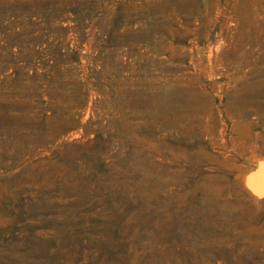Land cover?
<instances>
[{
  "label": "rangeland",
  "instance_id": "rangeland-1",
  "mask_svg": "<svg viewBox=\"0 0 264 264\" xmlns=\"http://www.w3.org/2000/svg\"><path fill=\"white\" fill-rule=\"evenodd\" d=\"M161 2L0 0V264H264V0H195L198 53Z\"/></svg>",
  "mask_w": 264,
  "mask_h": 264
},
{
  "label": "bare ground",
  "instance_id": "bare-ground-1",
  "mask_svg": "<svg viewBox=\"0 0 264 264\" xmlns=\"http://www.w3.org/2000/svg\"><path fill=\"white\" fill-rule=\"evenodd\" d=\"M161 1L162 2L160 3V5H161L162 9L163 10L165 9V12H167V9H168L169 11H172V13L174 14V17H173L174 20H171V21L174 23L180 24L182 26L184 32H185V34H182V35L180 34V37H179L180 44L184 43L185 40L187 39V37L194 36V39L189 43V46H190L189 47V51H190L189 53H193V50L196 53H198V51H199L198 39L202 38L204 40L208 36V32H209L208 31V25H210L212 23L210 21L205 20V18L203 19L202 24H200V25L198 23L194 24V23H192V21H190L191 17L195 18V16L198 14V11L196 10V7H195V0H161ZM253 4L257 6L260 3L254 2ZM186 5H188V11L186 12V14L187 13L189 14L188 16L186 14H184L185 10H186L185 9ZM179 13H181V14H179ZM208 13H209V9L206 7L205 8V15ZM257 13H255L254 17L257 16ZM242 14H244V13L242 12ZM261 14L262 13L260 12V15ZM261 18H262L261 21L257 20L258 18L254 19L253 17H252V19H249V20H234L232 25H233V30H234V34H235V40L234 41L236 43L235 42L234 43L236 44L235 45L236 48L242 49V48H244L245 45H250L251 47H255L258 49H260V48L264 49V13L262 14ZM259 19H260V17H259ZM167 20H170V19H167ZM228 22H229V20L226 19L225 22L223 23L222 31H224V33H227V31L229 30ZM198 27H201V28H198ZM205 29H207V30H205ZM169 48L172 49L171 44H169ZM244 52L245 53H243L244 54L243 56L245 58H249V59L253 58L254 55H253L252 50H248V51L246 50ZM182 58H184V56ZM261 61H264V55L261 58ZM250 62L246 61L245 65L250 64ZM254 63H256V60L254 61ZM197 67H198V69L200 68V63H198ZM199 70L201 71V69H199ZM263 83H264V80H263ZM245 85H246V87L250 86V84H248V83H246ZM246 87L244 89L238 90L236 92V98H238L239 100H241L244 103H246L248 101L249 96L251 95V93L247 90ZM184 93H182L181 95H178L176 99H173L172 95H169L166 93L160 94V95L156 94L155 97L153 96L154 97V99H153L154 107L156 109H159V110H168V109L171 110L176 105H181V106L185 107V105H189V104L196 102L198 95H196V94L195 95H189L187 93L186 94H184ZM193 94H194V92H193ZM254 95H256V94H254ZM259 96L264 99V90L259 92Z\"/></svg>",
  "mask_w": 264,
  "mask_h": 264
},
{
  "label": "water",
  "instance_id": "water-1",
  "mask_svg": "<svg viewBox=\"0 0 264 264\" xmlns=\"http://www.w3.org/2000/svg\"><path fill=\"white\" fill-rule=\"evenodd\" d=\"M261 167L255 177L243 187L245 192L253 199L264 197V159L260 161Z\"/></svg>",
  "mask_w": 264,
  "mask_h": 264
}]
</instances>
